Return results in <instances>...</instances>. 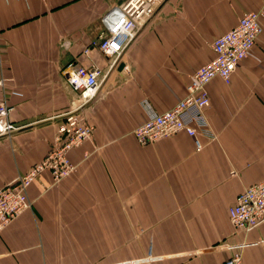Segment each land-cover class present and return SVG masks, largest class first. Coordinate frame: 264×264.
<instances>
[{
  "label": "crops",
  "instance_id": "obj_1",
  "mask_svg": "<svg viewBox=\"0 0 264 264\" xmlns=\"http://www.w3.org/2000/svg\"><path fill=\"white\" fill-rule=\"evenodd\" d=\"M125 0H0V99L17 128L0 138V187L50 149L61 114L78 106L63 67L100 68L99 20ZM260 0H164L109 72L88 107L89 141L68 153L74 172L56 184L42 173L27 189L29 208L0 232V264H221L234 245L264 237V224L234 233L227 210L264 179V17L262 32L229 83L206 86L214 139L183 133L140 146L132 130L168 110L191 74L213 59L212 41ZM122 64V69L117 67ZM18 95H14V94ZM231 172L233 175H231ZM264 264V247L240 251Z\"/></svg>",
  "mask_w": 264,
  "mask_h": 264
},
{
  "label": "built area",
  "instance_id": "obj_2",
  "mask_svg": "<svg viewBox=\"0 0 264 264\" xmlns=\"http://www.w3.org/2000/svg\"><path fill=\"white\" fill-rule=\"evenodd\" d=\"M163 2L164 0H125L102 15L99 34L86 44L81 54L86 57L90 50L95 49L106 59L104 68L94 64L84 67L75 60L65 63V84L78 94L80 102L77 107L61 114L63 120L57 127L45 156L25 174L0 187V232L29 208L26 191L42 173H48L51 183L56 184L74 172L75 165L69 161L68 153L89 141L92 134V127L77 111L92 103L106 76L116 67L119 57ZM263 17L264 0H260L257 10L243 13L232 29L212 41L213 59L191 74L184 96L162 113L147 114L146 119L132 130V136L138 145H150L183 133L193 140L195 149L200 150L202 145L199 135L209 141L214 139L203 113L209 105L206 86L214 78H219L225 84L229 83L238 63L247 56L261 34L260 20ZM2 82L0 78V86ZM11 110L0 99V138L10 136L17 130L9 121ZM227 216L234 233L247 234L264 224V179L240 191L227 210ZM260 246L264 247V237L234 245H222L225 251L235 250L236 253L221 264H241L242 249ZM158 259L160 258L146 257L120 264L148 263Z\"/></svg>",
  "mask_w": 264,
  "mask_h": 264
},
{
  "label": "water",
  "instance_id": "obj_3",
  "mask_svg": "<svg viewBox=\"0 0 264 264\" xmlns=\"http://www.w3.org/2000/svg\"><path fill=\"white\" fill-rule=\"evenodd\" d=\"M118 70H121L122 69V64H119L118 67H117Z\"/></svg>",
  "mask_w": 264,
  "mask_h": 264
},
{
  "label": "rangeland",
  "instance_id": "obj_4",
  "mask_svg": "<svg viewBox=\"0 0 264 264\" xmlns=\"http://www.w3.org/2000/svg\"><path fill=\"white\" fill-rule=\"evenodd\" d=\"M97 37V36H96Z\"/></svg>",
  "mask_w": 264,
  "mask_h": 264
}]
</instances>
